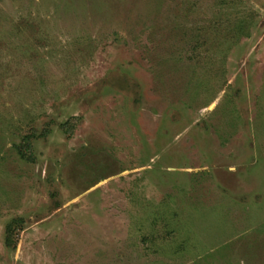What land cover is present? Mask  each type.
<instances>
[{
    "label": "rangeland",
    "instance_id": "374dc122",
    "mask_svg": "<svg viewBox=\"0 0 264 264\" xmlns=\"http://www.w3.org/2000/svg\"><path fill=\"white\" fill-rule=\"evenodd\" d=\"M0 264H264V0H0Z\"/></svg>",
    "mask_w": 264,
    "mask_h": 264
},
{
    "label": "trees",
    "instance_id": "16d2710c",
    "mask_svg": "<svg viewBox=\"0 0 264 264\" xmlns=\"http://www.w3.org/2000/svg\"><path fill=\"white\" fill-rule=\"evenodd\" d=\"M63 131L66 135L69 134V132H67L64 128H63ZM23 157L27 160H31L32 159V154H31V151H30V146L29 144H26V147L24 149V153H23Z\"/></svg>",
    "mask_w": 264,
    "mask_h": 264
}]
</instances>
